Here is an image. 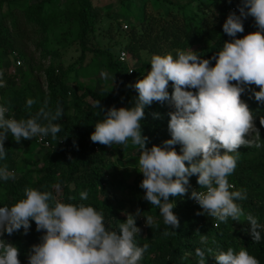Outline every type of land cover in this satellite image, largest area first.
<instances>
[{
	"label": "trees",
	"instance_id": "16d2710c",
	"mask_svg": "<svg viewBox=\"0 0 264 264\" xmlns=\"http://www.w3.org/2000/svg\"><path fill=\"white\" fill-rule=\"evenodd\" d=\"M103 1L0 0V71L6 82L0 88V104L8 107L7 115L17 120L35 116L45 105L53 113L58 107L63 112L56 121L62 130L56 138L45 137L50 146L38 163L33 162L29 151L24 153L16 148L11 134L5 139L6 159L0 161V166L14 170L16 179L0 181V205L14 203L23 197L26 187H32L50 191L62 202L93 206L112 228L126 219L124 213L139 211L136 224L141 232L135 239L140 246L149 245L140 264H197V248L205 251L206 264H218L216 252L228 248L238 251L242 247L259 264H264V239L253 242L246 220L251 214L264 225V125L260 124L264 104L257 103L252 95V89L258 91V86L247 87L241 99L253 111L261 147L241 146L234 154L238 155L237 166L228 177L234 186L232 190L246 194V199L236 201L245 214L239 221L229 218L218 222L207 213L198 214L202 211L200 206L188 195L170 197L175 200L173 212L179 227L165 236L168 226L158 209L143 198L144 191L139 187L143 177L135 163L139 159L136 146L131 141L127 145L108 146L90 139L94 124L103 118L107 108L128 107L133 102L137 93L129 85L150 69V60L143 58V54L175 55L177 50L187 51L190 47L202 58L214 57L223 41L231 39L223 33L222 24L230 12L239 14L237 6L241 0H188L183 4L180 0H143L141 17L131 24L123 45L127 57L138 63L131 73L111 47L101 49L92 42L103 14L108 18L111 12L110 4L103 5ZM116 1L123 10L133 5L132 0ZM243 27L244 32L238 33V37L257 30L251 16L243 19ZM19 45L33 46L40 53L39 62L35 64L32 58L18 52ZM70 46L79 53L75 59L58 56L59 50ZM55 50L57 60L51 61ZM13 52L22 60L15 75L8 72L9 64L5 61ZM105 74L116 87L99 90L82 84L85 78ZM168 90L172 92L171 82ZM28 99L36 101L31 108L27 107ZM97 99L101 105L98 110L92 107ZM171 110L167 103L153 102L145 107L142 133L149 137L148 147L161 145L170 138L167 113ZM175 147L179 152L180 146ZM191 189L200 190L196 176L190 177ZM82 191L88 192V200L80 199ZM149 217L152 223L147 225ZM42 234L31 221L27 234L21 229L11 236L5 233L3 238L18 248L20 264H28L32 245L40 242ZM202 236L205 243L201 242Z\"/></svg>",
	"mask_w": 264,
	"mask_h": 264
},
{
	"label": "clouds",
	"instance_id": "9594fccd",
	"mask_svg": "<svg viewBox=\"0 0 264 264\" xmlns=\"http://www.w3.org/2000/svg\"><path fill=\"white\" fill-rule=\"evenodd\" d=\"M237 7L239 14L230 12L222 24L223 33L231 39L223 41L214 57L202 58L190 47L177 50L175 55L153 54L150 69L129 85L137 93L131 105L107 108L90 134L94 143L113 146L131 141L136 146L137 169L143 177L139 187L143 198L158 209L168 226L165 236L179 227L173 212L175 200L170 197L188 195L200 206L198 214L207 213L218 222L229 218L239 221L245 215L236 201L246 199V194L232 190L228 177L237 166L238 155L234 154L241 146L261 147L253 111L241 96L247 87L256 85L259 90L252 89V95L257 103L264 104V0H241ZM248 16L254 18L257 30L238 37ZM5 84L0 71V88ZM35 102L28 99L27 107ZM153 102L172 108L167 113L170 138L148 147L142 121L145 107ZM92 107H101L98 99ZM7 113L9 108L0 104V161L6 159L4 141L9 134L20 143L34 137L56 138L62 130L56 122L63 115L59 107L53 113L45 105L35 116L19 120ZM260 124L264 125L262 117ZM192 176H196L200 190H190ZM15 179L14 170L0 166V181ZM80 199L88 200V192L82 191ZM124 214L126 219L112 228L105 224L103 213L91 205L62 202L50 191L26 187L22 198L0 205V264H20L18 248L3 237L21 229L27 234L31 221L43 234L40 242L32 245L28 264H140L149 245L140 246L135 239L141 232L136 224L139 211ZM246 220L253 242H261L264 225L251 214ZM151 223L149 217L147 225ZM201 242L206 238L202 236ZM195 256L199 258L197 264H206L204 250L197 248ZM214 257L218 264H259L243 247L218 251Z\"/></svg>",
	"mask_w": 264,
	"mask_h": 264
},
{
	"label": "rangeland",
	"instance_id": "374dc122",
	"mask_svg": "<svg viewBox=\"0 0 264 264\" xmlns=\"http://www.w3.org/2000/svg\"><path fill=\"white\" fill-rule=\"evenodd\" d=\"M64 0H58V3L63 2ZM97 2H101L102 0H96ZM133 5L131 9L123 10L120 6V3L116 0H104L103 5L110 4V14L108 18H106L103 14L101 22L97 24L96 34L93 37V43L95 46L106 49L107 47L112 48V52L115 56H119L121 52L124 51V43L126 42V33L131 28L132 23H136L137 19L141 17V2L143 0H132ZM179 2V0H172ZM180 2L187 3L188 0H180ZM110 30V31H109ZM58 47V46H55ZM17 51L24 54L26 58H32L33 62L37 64L40 59V53L37 52L33 46L28 45L27 47L18 46ZM58 56H62L65 60L75 59L78 56V52L74 46H70L58 51ZM54 58H51V61L57 60V50L53 51ZM152 54H143V58L146 59L151 58ZM5 61L10 65H12L11 56L6 57ZM48 63V59H46ZM88 61V60H87ZM86 61V62H87ZM124 66L128 69H134L138 66V63L128 58L126 55V59L123 62ZM130 73V72H129ZM84 80V79H82ZM82 83L83 85H90L95 89H103V88H113L116 87L115 84L109 79L105 78V75L99 76L95 75L92 78H85ZM84 87V86H83ZM82 89V88H81ZM16 148H20L21 151H25L27 153L29 151L33 155V162L38 163L41 159L42 155L47 151L45 148L40 146L39 144H35L33 140L25 141V139L21 140L20 143H15ZM138 164V160L135 162ZM133 167L132 165H130ZM35 178V177H32Z\"/></svg>",
	"mask_w": 264,
	"mask_h": 264
},
{
	"label": "built area",
	"instance_id": "2783aa9c",
	"mask_svg": "<svg viewBox=\"0 0 264 264\" xmlns=\"http://www.w3.org/2000/svg\"><path fill=\"white\" fill-rule=\"evenodd\" d=\"M11 59H12V65L8 68V72L12 75L17 74L18 68L22 65V60L19 57L17 52L11 53ZM126 59V53L123 51L119 55V61L124 62ZM129 72L131 73V69H129ZM34 141L39 144L40 146L44 147L45 149L50 146V142L44 138L43 140L39 137H34Z\"/></svg>",
	"mask_w": 264,
	"mask_h": 264
}]
</instances>
